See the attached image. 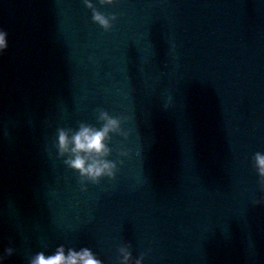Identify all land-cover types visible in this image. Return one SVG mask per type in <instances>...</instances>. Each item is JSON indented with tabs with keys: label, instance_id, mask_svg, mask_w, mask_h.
Masks as SVG:
<instances>
[{
	"label": "water",
	"instance_id": "water-1",
	"mask_svg": "<svg viewBox=\"0 0 264 264\" xmlns=\"http://www.w3.org/2000/svg\"><path fill=\"white\" fill-rule=\"evenodd\" d=\"M89 2L111 30L83 0H0V264L59 245L264 264V0ZM101 111L120 120L118 171L92 184L55 142Z\"/></svg>",
	"mask_w": 264,
	"mask_h": 264
},
{
	"label": "clouds",
	"instance_id": "clouds-1",
	"mask_svg": "<svg viewBox=\"0 0 264 264\" xmlns=\"http://www.w3.org/2000/svg\"><path fill=\"white\" fill-rule=\"evenodd\" d=\"M87 8L92 9V21L102 27L105 31L113 28L114 22L117 20L116 14L109 16L93 8L89 0H83ZM119 0H99L101 5H114ZM8 33L0 29V54L8 48ZM99 120L103 123L99 128L87 124L80 123L75 130L59 128L57 129V140L55 147L60 156L67 154L68 158L64 160L65 165L79 174V177L85 178L92 184H99L102 178L108 177L115 179L118 171L117 161L110 160L112 148L109 146L112 139V133L122 134L119 118L110 116L107 111H101ZM71 132V135L69 134ZM125 137L127 134H123ZM121 155H128V152H121ZM254 168L259 177V183L264 189V153L256 152L253 156ZM120 164L123 161H119ZM81 191H87L81 180ZM260 203V201H257ZM123 259L119 264H129L132 259L131 252L126 248H120ZM6 257L13 255V248L5 249ZM0 256V260L6 258ZM144 254L136 259L135 264H141ZM28 264H103L101 259L97 258L88 247L66 248L59 245L51 254L44 251L35 253L34 256L28 258Z\"/></svg>",
	"mask_w": 264,
	"mask_h": 264
}]
</instances>
